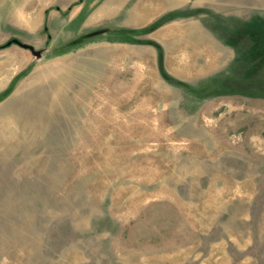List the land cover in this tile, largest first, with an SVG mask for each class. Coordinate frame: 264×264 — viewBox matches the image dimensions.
<instances>
[{"label": "rangeland", "instance_id": "rangeland-1", "mask_svg": "<svg viewBox=\"0 0 264 264\" xmlns=\"http://www.w3.org/2000/svg\"><path fill=\"white\" fill-rule=\"evenodd\" d=\"M2 45L0 264H264V0H0Z\"/></svg>", "mask_w": 264, "mask_h": 264}, {"label": "water", "instance_id": "water-1", "mask_svg": "<svg viewBox=\"0 0 264 264\" xmlns=\"http://www.w3.org/2000/svg\"><path fill=\"white\" fill-rule=\"evenodd\" d=\"M10 44L19 45L22 48L31 51V53H33V54H38V52H35L31 46H29L27 44H23V43L19 42V40H17V39H12V40H10V41L7 42V45H10Z\"/></svg>", "mask_w": 264, "mask_h": 264}, {"label": "trees", "instance_id": "trees-1", "mask_svg": "<svg viewBox=\"0 0 264 264\" xmlns=\"http://www.w3.org/2000/svg\"><path fill=\"white\" fill-rule=\"evenodd\" d=\"M6 45V44H5ZM5 45L0 46V48H3Z\"/></svg>", "mask_w": 264, "mask_h": 264}]
</instances>
